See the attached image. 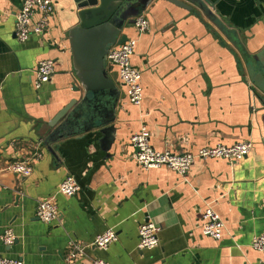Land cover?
Returning <instances> with one entry per match:
<instances>
[{"label":"crops","instance_id":"obj_1","mask_svg":"<svg viewBox=\"0 0 264 264\" xmlns=\"http://www.w3.org/2000/svg\"><path fill=\"white\" fill-rule=\"evenodd\" d=\"M52 1L48 33L20 42L14 16L22 0H0V256L66 264L72 242L90 245L111 229L117 242L107 250L88 248L75 264L94 258L108 264H264V254L250 247L264 233L263 95L236 45L252 55L264 49V0H205L214 19L155 0L144 13L150 29L132 58L142 72V107L130 103L117 69L108 65L120 91L114 133L92 131L50 149L39 139L40 128L84 96L69 41L80 23L78 9L73 0ZM123 32L136 36L134 24ZM46 59L55 61V74L36 89L35 73ZM142 125L161 152L196 154L245 141L254 147L234 164L197 159L182 178L166 167L147 171L137 164L130 142ZM21 161L33 167L29 177L8 170ZM67 176L80 191L57 195L58 218L47 225L37 218V206ZM212 201L226 225L219 241L201 229ZM148 221L160 227L159 246L141 251L138 229ZM7 228L17 236L10 247L1 240Z\"/></svg>","mask_w":264,"mask_h":264},{"label":"built area","instance_id":"obj_2","mask_svg":"<svg viewBox=\"0 0 264 264\" xmlns=\"http://www.w3.org/2000/svg\"><path fill=\"white\" fill-rule=\"evenodd\" d=\"M15 35L20 42H27L32 35H45L51 29L55 20V6L52 0H22L19 11L14 16ZM136 36L130 37L122 45H114L107 55V67L113 66L117 69L119 79L124 85L130 103L141 108L144 100L142 85V72L132 63L139 38L150 29V22L142 15L134 23ZM55 74V61L42 60L39 62L34 84L40 89L44 84L50 82ZM131 147L135 151L134 158L137 164L144 170L169 168L182 178H186L193 163L197 159L225 160L234 164L253 151L254 144L251 141L239 142L231 146L218 145L216 147L202 148L196 154H177L171 151H158L151 144V133L146 125H142L140 131L131 138ZM8 170L16 175L29 177L33 173V167L29 162L21 161L10 164ZM80 191V185L73 176H67L60 184L55 195L39 202L36 209L37 218L49 225L57 220L59 206L57 195L73 197ZM215 202L206 204L201 216V229L204 236L216 241L225 236L226 225L215 210ZM160 227L148 221L140 224L138 229V249L150 251L159 246ZM6 246H12L17 241V236L11 228H7L1 236ZM118 241L117 232L107 230L98 235L93 244L87 245L79 242H72L69 245V252L66 264L75 262L87 253V249L94 246L100 250H107L109 246ZM250 247L255 251L264 254V233L252 240ZM93 264H108L103 259L94 258ZM0 264H23L19 259H10L0 256Z\"/></svg>","mask_w":264,"mask_h":264},{"label":"water","instance_id":"obj_3","mask_svg":"<svg viewBox=\"0 0 264 264\" xmlns=\"http://www.w3.org/2000/svg\"><path fill=\"white\" fill-rule=\"evenodd\" d=\"M73 1L78 9L80 23L69 31V41L74 70L84 96L81 100L71 101L53 120L40 128L39 139L50 149L64 139L92 131L100 130L107 136L114 133L120 91L109 76L107 55L114 45H122L129 39V35L123 32L125 25L134 24L155 0ZM163 1L193 11L197 16L203 13L214 19L212 7L205 0ZM186 2L200 12H195ZM236 45L242 52L251 80L262 92L264 108V49L252 55L238 42Z\"/></svg>","mask_w":264,"mask_h":264}]
</instances>
